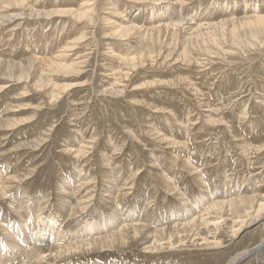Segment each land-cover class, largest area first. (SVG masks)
Returning <instances> with one entry per match:
<instances>
[{
	"label": "rangeland",
	"instance_id": "374dc122",
	"mask_svg": "<svg viewBox=\"0 0 264 264\" xmlns=\"http://www.w3.org/2000/svg\"><path fill=\"white\" fill-rule=\"evenodd\" d=\"M0 1V17L13 15L0 19L3 247L4 223L55 215L71 239L114 208L150 215L146 228L125 233L122 244L45 253L47 263L29 264H228L261 243L264 213L254 219L255 206L207 207L225 198L264 203V31L242 20H254L256 7L264 14V0ZM160 16L153 41L143 37ZM114 53L134 56L133 70ZM205 191L210 201L196 203ZM196 217L197 235L180 225L173 245L167 231L159 250L144 249L160 218L168 228ZM262 249L236 264H264Z\"/></svg>",
	"mask_w": 264,
	"mask_h": 264
},
{
	"label": "bare ground",
	"instance_id": "6f19581e",
	"mask_svg": "<svg viewBox=\"0 0 264 264\" xmlns=\"http://www.w3.org/2000/svg\"><path fill=\"white\" fill-rule=\"evenodd\" d=\"M10 3L15 4L14 7L19 6L22 4V0H8ZM178 1H182V0H178ZM105 3V2H104ZM2 4V2L0 1V5ZM10 4V5H12ZM108 4V3H107ZM228 5V3H227ZM244 6L247 8V3H244ZM13 7V6H12ZM250 10V9H249ZM244 11V10H243ZM246 11V9H245ZM40 11H38L39 13ZM89 12V11H88ZM251 12H253V19H249L248 17L243 18L242 20L243 22H246L245 24H248L249 22L255 21L258 22L259 24L257 25V29L259 30H263L264 31V14L260 13L261 10L260 8L256 7L254 9H251ZM37 13V12H36ZM37 13V14H38ZM41 13V12H40ZM245 13V12H244ZM9 14V13H8ZM42 14V13H41ZM49 14V13H43V15ZM51 14V13H50ZM161 14V13H160ZM244 15V14H243ZM247 16V15H245ZM13 17V15H3L0 17V19L2 18H6L7 21H9L11 18ZM163 17V16H162ZM165 18V17H164ZM230 18V17H229ZM223 19V18H222ZM5 20V22H6ZM228 19L225 20H221L223 22H227ZM241 20V21H242ZM3 21V20H1ZM179 21V20H178ZM195 22V21H194ZM238 22V21H237ZM9 23V22H8ZM161 16L159 18L154 17L152 22H150L148 25V27H144L143 28V32H142V36L143 37H148L149 39L152 40V36L154 35V33H158L159 32V28L157 27V25H161ZM169 23V22H167ZM240 23V22H239ZM1 24V23H0ZM207 24V23H206ZM225 24V23H224ZM169 25V24H168ZM171 25V24H170ZM64 26V25H63ZM243 26V24L241 25ZM172 27V26H171ZM135 28V27H134ZM132 27H124L122 28V31L125 32H130L132 31ZM193 29V28H192ZM233 29V28H232ZM55 30V29H54ZM194 30L197 31V28ZM198 30L197 34H199ZM207 31V30H206ZM233 31V30H232ZM250 31V30H248ZM254 31V30H253ZM260 31V32H261ZM202 32V31H201ZM235 32V31H234ZM251 32V31H250ZM194 33L195 32H191ZM190 33V34H191ZM236 33V32H235ZM196 34V35H197ZM202 35V33H200ZM206 34V33H205ZM125 35V34H123ZM175 36V35H174ZM195 36V35H194ZM199 36V35H198ZM237 36V35H236ZM243 36V35H242ZM255 36V34H254ZM201 37V36H200ZM244 37V36H243ZM191 38V37H190ZM79 40V38H76ZM150 40V41H151ZM175 40V39H174ZM214 40V39H213ZM153 41V40H152ZM154 43V42H153ZM114 46V45H113ZM153 47V44H152ZM115 48V47H114ZM117 48V47H116ZM113 49V48H111ZM145 51V50H144ZM148 51V50H147ZM112 52V51H111ZM157 52V51H156ZM119 53V51L117 52V54ZM143 53V52H142ZM108 54V53H107ZM110 54V53H109ZM117 54L114 53V55L116 56ZM160 54V53H159ZM109 56V55H108ZM120 56V55H119ZM122 56V55H121ZM140 56V55H139ZM151 56V54H150ZM159 56V55H158ZM158 56L156 58H158ZM161 56V55H160ZM110 57H113V54L110 55ZM118 57V55H117ZM142 57V56H141ZM146 57V56H145ZM153 57V56H152ZM37 58V57H36ZM35 58V59H36ZM120 58V57H118ZM117 58V59H118ZM42 59V58H41ZM148 59V58H147ZM32 60V59H30ZM48 60V59H47ZM116 60V59H114ZM121 61V64H127L130 65L132 67V65L134 64V62L136 61V58L133 57H121L120 59H118V61ZM142 60V59H141ZM35 61V60H32ZM32 61L29 62V66H32ZM38 61V60H37ZM40 61H44V60H40ZM148 61V60H147ZM116 62V61H115ZM139 62V61H137ZM144 62V61H143ZM9 63V62H7ZM11 63V62H10ZM136 63V62H135ZM140 63V62H139ZM142 63V61H141ZM2 63H0L1 66ZM119 63V65H121ZM138 64V63H137ZM157 64V63H156ZM15 65V64H14ZM73 66V65H72ZM113 65L108 66L109 68L112 67ZM135 66V65H134ZM144 66V65H143ZM22 67V66H21ZM33 67V66H32ZM59 69H61V64L56 66ZM63 69H72V67L70 65H62ZM74 67V66H73ZM156 67V66H155ZM154 67V68H155ZM11 68V67H10ZM17 68V67H16ZM30 68V67H29ZM115 68V67H114ZM51 69H56V68H51ZM17 70V69H16ZM109 70V69H108ZM133 70V67H132ZM145 70V69H144ZM30 71V70H29ZM51 71V70H50ZM55 72V70H53ZM52 71V72H53ZM110 71V70H109ZM114 71V69H113ZM115 74V73H114ZM128 74V73H127ZM110 75V74H109ZM120 75V73L118 74ZM113 76V75H112ZM125 76V75H124ZM111 77V76H110ZM126 77V76H125ZM112 78V77H111ZM115 79V78H114ZM38 82L40 83L41 86H48L51 87L52 85V81L51 79H45L42 76L38 77ZM117 82V81H116ZM119 82V79H118ZM154 83V82H151ZM49 89V88H48ZM43 90V89H42ZM54 90V89H53ZM61 90V89H60ZM103 91H106L103 90ZM110 93V92H109ZM58 93H54L53 91H50V97L51 96H56ZM112 94V93H110ZM197 107V105H196ZM165 114V113H164ZM247 114V113H246ZM32 125V124H31ZM31 125L29 126L31 128ZM109 140V139H108ZM27 144V143H26ZM39 144V142H38ZM29 146V145H28ZM258 146V145H257ZM185 149V148H184ZM65 152V151H64ZM173 152V151H172ZM172 156V155H170ZM176 160V159H175ZM173 160V162L175 161ZM176 162V161H175ZM189 164V163H188ZM185 166V165H184ZM188 166V165H187ZM193 167V166H191ZM188 169V168H187ZM198 173V172H197ZM1 174V173H0ZM110 176V174H109ZM133 176V175H132ZM107 177V176H106ZM111 177V176H110ZM7 178V177H6ZM14 178V177H13ZM108 178V177H107ZM162 178V177H161ZM110 179V178H108ZM165 179V178H164ZM163 179V181H164ZM195 179V178H194ZM20 180V179H19ZM77 180V179H76ZM114 180V179H113ZM162 180V179H161ZM198 179H196L197 181ZM200 180V179H199ZM2 181V180H1ZM4 181V180H3ZM9 181V180H7ZM64 182H66L67 180H63ZM70 181V180H68ZM81 182V181H79ZM86 182V181H84ZM166 182L167 185V181L165 179V181L163 183ZM200 182V181H199ZM83 184V183H82ZM81 184V185H82ZM65 185V184H64ZM68 185V184H67ZM165 185V184H164ZM63 186V185H62ZM84 186V185H83ZM5 187V186H4ZM65 187V186H64ZM68 187V186H67ZM62 188V187H61ZM60 188V189H61ZM120 188V187H119ZM166 188V186H165ZM116 189V188H115ZM117 190V189H116ZM115 190V191H116ZM67 191V190H66ZM120 191V190H119ZM123 191V190H122ZM4 192V191H3ZM118 192V191H117ZM121 193V191H120ZM211 191H205L204 193H202L200 196L195 198L196 203H203L205 200L210 201L211 198ZM3 195H5L3 193ZM2 195V196H3ZM71 195V194H70ZM125 195V194H124ZM2 196L0 198H2ZM88 197V196H87ZM214 197V196H213ZM4 199V198H2ZM13 199V198H12ZM193 199V198H192ZM14 200H18L17 197H15ZM38 202L37 198L35 200H33L32 205L34 207H36V203ZM67 203V201H65ZM191 202V201H190ZM194 203V202H193ZM259 204L254 205V200L252 197H246V198H236V199H231V198H225V199H220V200H212L211 202H209L208 205V209H217V208H222L223 206L225 207V204L229 206L235 204V205H243L240 206L242 207L244 210L243 211H248L249 209H253V207L255 206V215H254V219L260 217L263 215V211H261L260 209L264 207V203H260ZM86 204V203H85ZM191 206H193V204H189L188 207L191 208ZM33 207V208H34ZM223 207V209H224ZM21 208V207H20ZM32 208V209H33ZM82 209V208H81ZM227 210V209H226ZM260 210V211H259ZM264 210V209H263ZM16 211V210H15ZM144 211V210H143ZM204 211V210H203ZM19 212V211H18ZM122 210H118L117 208L112 211L111 214H109V216H107L106 218L104 216H98V220L90 222V223H86L84 225L83 228H80L79 230H77L74 235H72L71 239H69L67 236V232H65V230L62 227V223H59L57 226V223L59 222L56 218L55 215H50V216H46V217H40L37 216V220L35 223H31L30 225L23 223L24 225L19 227V228H11L10 224H2V229L5 232V247H3L4 245H2L0 243V263L3 264H17V262L19 263H23V264H29L32 261L33 262H39V263H47V258L45 259L46 254H52L53 252H55L54 256H60L63 253H67V252H71L72 249H87V248H92V247H99V248H104V247H109V246H113L114 242H120V244H122L123 242H125L126 240V234L125 233H129L130 231L133 233V236L137 235L141 229H144L145 227V221L147 222L150 218L149 216H146L145 219L142 217H140V219L136 218V214H137V210L136 208H132L131 212L129 214H125L122 215ZM164 212V211H163ZM177 212V211H176ZM175 211H171L169 212V216H170V220L172 219V221L174 219H176L177 217V213ZM190 211L189 209L186 210V213H184L185 215L188 214ZM222 212V211H221ZM244 212V213H245ZM183 214V213H182ZM203 214V213H202ZM220 214V213H219ZM204 215V214H203ZM209 215V214H208ZM70 216V215H69ZM161 216H165V214H161ZM168 216V217H169ZM223 216V215H222ZM244 216V215H243ZM1 217V216H0ZM136 218V220H134ZM220 218V217H219ZM196 219H198V217H196L195 219L192 218V220H189V222L187 223H180V224H174L173 226L170 227H161V225H164V222L162 221V219L160 218L158 221V225H156L155 229L152 230V241L151 244H149V246L147 248L144 249H148V250H154V249H160L162 244H161V240L163 239L164 235L167 233H169L168 235V244L171 246L173 245V241L171 240L173 236H177L176 238L179 237V232H178V227H181L180 225L183 226V230L186 231L187 228H189L190 230H193V227L191 223H196ZM222 219V218H221ZM164 220V219H163ZM137 221V222H135ZM175 222V221H173ZM9 223V222H8ZM149 223V222H148ZM178 223V222H177ZM199 224H202L204 226H206V224L208 223V220H206V218H202L201 215V219H199ZM237 223V222H236ZM149 225V224H148ZM196 225V224H194ZM229 225V224H228ZM117 226V227H116ZM158 226V227H157ZM200 226V225H199ZM217 227V226H216ZM146 228V227H145ZM188 229V230H189ZM218 229V228H217ZM199 230V229H198ZM37 233V236L33 239L32 237V233L33 232ZM143 231V230H142ZM188 232V231H186ZM192 234H198L195 233V231H192ZM150 233V232H149ZM125 234V235H124ZM131 234V233H130ZM185 234V233H184ZM189 235V234H188ZM163 236V237H161ZM195 236V235H194ZM80 237L83 238V240L78 241V239H80ZM151 238V237H150ZM165 239V238H164ZM175 240V239H174ZM181 241V240H180ZM260 244L256 245L255 247L249 249V250H242L239 252V254H237V256H234L229 262L228 264H236L237 261L243 257V256H247V255H251L252 253L256 254L259 251H261V249L264 246V239L261 241L260 240ZM112 244V245H110ZM2 250V251H1ZM263 250V249H262ZM73 251V250H72ZM260 253V252H259ZM264 253V252H263ZM252 254V255H253ZM254 254V257H255ZM257 258H260L259 256ZM264 258V255H263ZM257 260V259H255ZM50 261V260H49ZM264 261V260H263ZM256 264H258V261L256 262Z\"/></svg>",
	"mask_w": 264,
	"mask_h": 264
}]
</instances>
